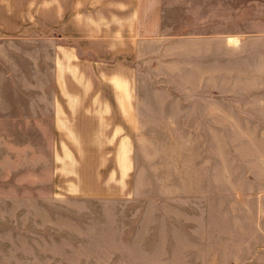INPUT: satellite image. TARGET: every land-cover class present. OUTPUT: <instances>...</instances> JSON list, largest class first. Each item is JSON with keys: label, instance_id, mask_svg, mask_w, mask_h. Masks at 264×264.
Instances as JSON below:
<instances>
[{"label": "rangeland", "instance_id": "1", "mask_svg": "<svg viewBox=\"0 0 264 264\" xmlns=\"http://www.w3.org/2000/svg\"><path fill=\"white\" fill-rule=\"evenodd\" d=\"M130 2L0 0L1 261L245 264L256 254L261 69H242L224 51L220 83H204L197 67L183 84L170 74L165 46L186 35L259 39L264 0H160L154 74L147 70L137 93L133 78L135 98L126 100L112 76L128 74L116 63L133 61ZM72 60L85 78L75 79L74 94L91 115H77L71 100Z\"/></svg>", "mask_w": 264, "mask_h": 264}, {"label": "crops", "instance_id": "2", "mask_svg": "<svg viewBox=\"0 0 264 264\" xmlns=\"http://www.w3.org/2000/svg\"><path fill=\"white\" fill-rule=\"evenodd\" d=\"M159 4L160 0H131L130 2V6H132L130 8L133 13L134 20L133 28L135 31L133 61L128 62L127 66L124 67L120 62L116 63L119 70L122 71L127 69L128 74L126 72H122L112 76L113 82L119 87L120 93L122 94V99L133 100L135 98L131 87H129V85L133 83V78L135 84L137 85V93L138 87L142 88L144 81L143 76H147V70L151 68V72L154 74V57L160 56V50L157 49V46L154 43V31L157 32V20L160 18ZM143 20L147 22V26L143 24ZM144 29H147V32L150 35H148ZM147 37H150L149 40H151V43H148ZM165 47V53L167 52V54L172 57L170 58V61H168L170 74H172L173 77H181L183 84L190 83L189 81H185L184 78H191L193 74L192 68L195 69L197 67L200 69V77L202 80L206 78L204 83L216 85L217 83H220L221 80L216 78L217 76L222 77L224 51L231 53V60L234 62L237 61L238 66H241L242 69H246L247 71L257 67L258 69H261L263 80L260 82L264 84V35H260L259 39L258 36L253 34L241 36L232 35L227 40L220 35H186L168 40V43ZM72 58L74 57L72 56ZM144 59L149 60L148 62H150L151 67H143L141 62ZM62 62V59L56 60V64L59 67V72H57L55 77V94L52 99V114L56 117V125H58V120L62 119L63 116V97L61 95L63 92V87L61 85H63L62 78L64 69ZM71 64L72 81L70 92L71 100L74 102L73 104H76L78 107L76 108V114L81 116L91 115V107H79V101L82 99V96L79 94H76L75 96L74 94L77 92V90H75V79L78 80V84H84L85 82L82 80L85 78L80 77L79 71H75L77 67L75 66L74 60H72ZM247 76L250 77L249 75ZM152 82L154 81L152 80ZM86 84L89 86L91 81L88 80ZM87 89L89 91V88ZM58 91H60L59 95L57 94ZM90 92H94L92 84ZM217 95L220 94L210 93L208 99H219L220 97H217ZM92 97V94L87 96L88 99ZM254 100L257 101V105H260L261 107L263 106L264 109V94L261 98H256ZM73 109H75V107ZM136 110L137 108L135 107V115L137 116L138 112ZM214 113V116H216V111ZM99 114L104 115L108 113H104V111H102ZM56 129L59 128L56 127ZM260 197L262 198V202L260 203L259 208L256 210L258 218L251 224L254 237L256 234V239H254L252 243L253 245H258V247L255 248L256 254L254 253L253 256H251V254L247 256V261L245 264H264V190ZM255 249L253 247V252H255ZM7 259L8 258L0 257V264H9L8 262L1 261Z\"/></svg>", "mask_w": 264, "mask_h": 264}]
</instances>
